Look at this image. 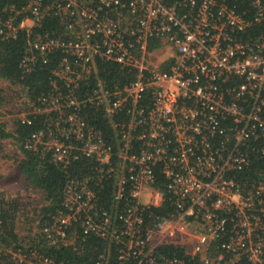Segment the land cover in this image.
Masks as SVG:
<instances>
[{
  "label": "built area",
  "instance_id": "1",
  "mask_svg": "<svg viewBox=\"0 0 264 264\" xmlns=\"http://www.w3.org/2000/svg\"><path fill=\"white\" fill-rule=\"evenodd\" d=\"M239 3L10 0L1 7L0 34L26 33L24 72L62 53L39 103L21 93L8 114L13 109L1 102L5 129H16L13 116L25 125L45 116L25 148L65 165L89 157L95 176L67 184L38 246L23 249L3 242L0 189V256L79 264L58 262L44 244L80 251L78 240L96 237L105 246L94 264H264V175H241L253 155L264 161V0ZM52 20L55 35L41 30ZM109 62L134 77L109 84L98 75ZM83 81L92 89L82 91ZM86 109L109 121L113 142ZM106 183L113 186L107 206L100 202ZM167 206L174 209L162 213ZM167 245L185 256L168 257Z\"/></svg>",
  "mask_w": 264,
  "mask_h": 264
},
{
  "label": "trees",
  "instance_id": "2",
  "mask_svg": "<svg viewBox=\"0 0 264 264\" xmlns=\"http://www.w3.org/2000/svg\"><path fill=\"white\" fill-rule=\"evenodd\" d=\"M9 1L10 0H0V9ZM238 1H240V9L248 6V0ZM41 30L50 31L51 34L54 35L59 31L56 26V21L54 20L47 21ZM25 49L26 33L24 31H20L16 38L10 39L0 34V80L10 83L8 87L0 88V104L7 99L10 92L15 94L22 93L29 97L30 100L39 103V98L43 95H47L52 90L51 83L54 79L52 71L59 64L62 53L57 52L53 54L47 63H43L41 60L37 61L32 71L24 72L21 63L25 54ZM167 67V63L163 65V69ZM98 75L109 84H114L115 82L124 84L134 77V75L129 73L126 69L121 68L113 62L101 63L98 66ZM60 84H62V82H60ZM80 88L84 92L92 89L90 84H87L86 81L81 83ZM86 110L88 111L86 114L88 120L94 123L98 128H101L105 137L113 142L109 121L105 119L100 112L95 114L94 110V112L89 109ZM44 118L45 116L39 115L32 121V124L26 125L16 121V129L12 132L7 131L5 125L0 123V158L11 157L9 152L3 153L2 151L5 149L6 142L8 140H13L12 144L16 147L13 154V161L18 163L24 179L36 189L42 191L46 198L47 203L40 212V221L42 225L44 222L51 220L52 215L61 208L66 186L71 180L83 181L84 178L95 176L92 169L93 162L89 157L83 158L81 154H78L77 158L73 157L70 162L65 165L56 162L49 152L43 154L42 150L35 151L25 148V143L31 135L45 127ZM260 172L264 175V161L259 158L258 155H253L250 167L242 171L241 175L256 177ZM158 180V185L164 187L165 180L161 175H158ZM100 190V202L106 206L113 203L112 184L106 183V187ZM4 203H7L9 206H7V208L3 207V242L7 246L17 244L19 248L21 247V249H23L25 248L23 245L29 246L32 241H26L29 240V234L21 236L19 233L21 230H18L20 218L19 201L13 198ZM173 209V206H167L161 212L166 213V211H172ZM25 220H27L26 215ZM29 231L31 230H28V232ZM77 245L82 246L83 249L77 251L73 250L70 244H64L62 241H49L44 244L45 248H43V250L45 254L52 256L55 260H58V262L65 261L78 262L79 264H94L99 251L105 246V242L100 238L88 237L85 243L78 240ZM34 246H38V244L34 242L30 245V247ZM214 246L217 248L216 245ZM162 253L170 258L178 256L183 258L185 256L180 247L173 245L165 246V248L162 249ZM194 259H192L191 262ZM0 264L16 263L12 259L11 253H5L0 256ZM237 264L250 263L243 259Z\"/></svg>",
  "mask_w": 264,
  "mask_h": 264
},
{
  "label": "rangeland",
  "instance_id": "3",
  "mask_svg": "<svg viewBox=\"0 0 264 264\" xmlns=\"http://www.w3.org/2000/svg\"><path fill=\"white\" fill-rule=\"evenodd\" d=\"M156 56L157 54H153L154 58ZM8 84L10 83L0 80V88L8 87ZM12 93L13 92H10L8 95V97L10 98L7 97L6 99V102L8 103L7 106L13 109V111L11 110L8 114H12L14 112V110L16 109V106L14 104L19 103L18 100L21 95L20 93ZM13 117L9 118V122L12 125L16 122ZM5 118L6 116L0 112L1 124L6 121ZM8 130L11 131L12 129ZM7 142L5 144V149L2 152H9V155H11V157L0 158V189L3 192V196L5 199L4 202H6L7 200L10 201L13 198H16L19 201L20 218L18 230H21L19 231V233L21 236L29 234V240L26 241H32V243H34L36 237L41 232L42 224L40 221V212L44 205H46L47 201L42 191L36 189L24 179L18 163L13 161V154L16 148L12 144L13 140H8ZM7 206L9 205L7 203H4L3 207L7 208ZM24 214L26 215L27 220H25ZM28 230H31L32 233L31 231L28 232Z\"/></svg>",
  "mask_w": 264,
  "mask_h": 264
}]
</instances>
